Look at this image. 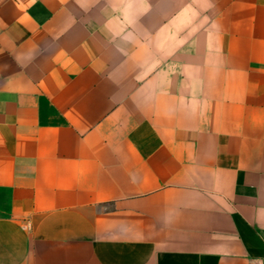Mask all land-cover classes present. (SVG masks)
<instances>
[{"label":"crops","instance_id":"1","mask_svg":"<svg viewBox=\"0 0 264 264\" xmlns=\"http://www.w3.org/2000/svg\"><path fill=\"white\" fill-rule=\"evenodd\" d=\"M0 264H264V0H0Z\"/></svg>","mask_w":264,"mask_h":264}]
</instances>
